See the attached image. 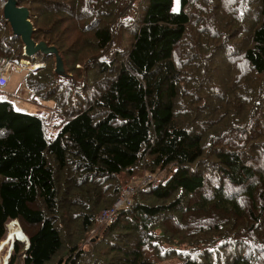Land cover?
Here are the masks:
<instances>
[{
	"label": "trees",
	"instance_id": "trees-1",
	"mask_svg": "<svg viewBox=\"0 0 264 264\" xmlns=\"http://www.w3.org/2000/svg\"><path fill=\"white\" fill-rule=\"evenodd\" d=\"M172 3L18 0L78 87L0 5V64L41 61L23 82L58 120L0 99V240L18 220L22 264H264V0Z\"/></svg>",
	"mask_w": 264,
	"mask_h": 264
},
{
	"label": "rangeland",
	"instance_id": "rangeland-1",
	"mask_svg": "<svg viewBox=\"0 0 264 264\" xmlns=\"http://www.w3.org/2000/svg\"><path fill=\"white\" fill-rule=\"evenodd\" d=\"M0 5L2 11L3 1H0ZM178 9H179V0H173L172 10L177 11ZM23 55L17 64L14 63L12 64L10 61L3 62L0 64V77L2 73L5 72L4 71L5 68H7V70H10L9 75H12L11 78H8V80L4 84L0 83V99L9 100L14 106V108L18 111L40 114L45 117L48 123L55 124L58 120L54 115V111H53L54 100L41 99L39 97L34 96L32 94V91L23 82V76L26 71L33 70L34 67H37L39 65L41 67H44V64H42L41 61L39 60L36 61L27 60L25 57H23ZM87 60L86 61L89 62V59ZM53 66H54L53 69L55 70L56 68L55 57H54ZM79 66L80 65H77V67ZM57 75L60 78V80H62L63 82L71 83L74 87H78L77 82L75 81V78L72 74H69L68 72L66 73L64 70L62 74H57ZM82 75L84 76V71ZM154 176L155 178H161L165 176V169L158 170L157 173L154 174ZM144 179H145V174L139 175L136 178V183H139L140 181L143 182ZM139 184L141 185V183ZM133 185H134V179L128 185H126L124 189L132 188ZM16 221H17L16 223L12 222L8 225L9 230L6 231L4 237L0 240V245L6 242L5 245L2 247V249H0V264H7L8 254L11 252L12 241L16 240L17 238H20L21 240L23 238L24 241H27L26 237L23 234L24 231L22 230V226L19 224L18 220ZM94 233L95 232H93L92 234ZM92 239L94 240L95 238ZM20 243L23 246L25 245L24 242H20ZM12 259L18 260L17 264H19V262L20 264H22L21 261L22 257L19 258L17 256H14V253L12 254ZM175 262H176L175 259H173L166 261L165 264H172Z\"/></svg>",
	"mask_w": 264,
	"mask_h": 264
},
{
	"label": "water",
	"instance_id": "water-1",
	"mask_svg": "<svg viewBox=\"0 0 264 264\" xmlns=\"http://www.w3.org/2000/svg\"><path fill=\"white\" fill-rule=\"evenodd\" d=\"M2 17L8 22L11 28L12 35L20 38L23 44L25 56L29 57L38 53L46 55L53 54L55 55L56 59L55 72L58 74L63 73L64 68L57 49L52 45H47V43L43 40L36 42L32 38L34 28L30 20V11L27 7L19 6L18 0H3ZM39 67L41 66L39 65L37 67H34L33 69ZM23 234L26 237L27 241H24L23 238V241L20 238H17V240L24 242L27 245V247L24 249L26 250L30 245V239L24 232Z\"/></svg>",
	"mask_w": 264,
	"mask_h": 264
},
{
	"label": "built area",
	"instance_id": "built-area-1",
	"mask_svg": "<svg viewBox=\"0 0 264 264\" xmlns=\"http://www.w3.org/2000/svg\"><path fill=\"white\" fill-rule=\"evenodd\" d=\"M10 64V63H8ZM5 72L2 73L1 77H0V83L1 84H4L7 80H8V76H5V73L7 71V68L4 69ZM151 176H145V179L143 180V183L145 182H148L149 181V178ZM132 191V188H128V189H124L123 192H122V195L121 197L114 203L113 207L110 208V209H105L101 212V214L99 215L98 217V220L102 221V222H109V221H112L114 218H115V213H116V209H118L119 207H121L123 204H128L130 202L129 200V195ZM16 223L17 221L16 220H9L7 223H6V231L9 230L8 229V225L10 223ZM16 242H21V241H18L17 239L12 241L11 242V252L8 254V262L7 264H17L18 260L16 259H12V254L14 253V256L16 255L15 254V251H14V247H15V243ZM25 244V243H24ZM27 247V245L25 244L24 245V249ZM13 261V262H12Z\"/></svg>",
	"mask_w": 264,
	"mask_h": 264
},
{
	"label": "bare ground",
	"instance_id": "bare-ground-1",
	"mask_svg": "<svg viewBox=\"0 0 264 264\" xmlns=\"http://www.w3.org/2000/svg\"><path fill=\"white\" fill-rule=\"evenodd\" d=\"M8 75H9V70H7L5 73V76H8Z\"/></svg>",
	"mask_w": 264,
	"mask_h": 264
},
{
	"label": "crops",
	"instance_id": "crops-1",
	"mask_svg": "<svg viewBox=\"0 0 264 264\" xmlns=\"http://www.w3.org/2000/svg\"><path fill=\"white\" fill-rule=\"evenodd\" d=\"M11 76H12V75H9V77H8V78H11Z\"/></svg>",
	"mask_w": 264,
	"mask_h": 264
}]
</instances>
